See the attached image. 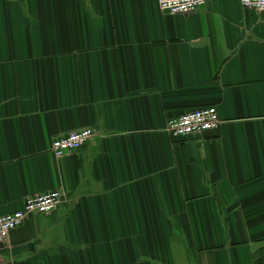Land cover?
I'll return each instance as SVG.
<instances>
[{"label":"crops","instance_id":"crops-1","mask_svg":"<svg viewBox=\"0 0 264 264\" xmlns=\"http://www.w3.org/2000/svg\"><path fill=\"white\" fill-rule=\"evenodd\" d=\"M209 105L217 130H165ZM55 189L0 264H264L261 16L241 0H0V216Z\"/></svg>","mask_w":264,"mask_h":264},{"label":"built area","instance_id":"built-area-1","mask_svg":"<svg viewBox=\"0 0 264 264\" xmlns=\"http://www.w3.org/2000/svg\"><path fill=\"white\" fill-rule=\"evenodd\" d=\"M162 13L176 14L195 11L206 4V0H156ZM246 9L257 12L264 21V0H241ZM222 124L215 105L187 110L182 115L170 119L165 130L176 139L203 137L217 130ZM96 132L90 127L59 135L52 143L51 151L58 158H64L83 148ZM63 192L59 189L26 197L23 208L0 216V244L8 243L12 231L22 226L31 216L54 211L61 204Z\"/></svg>","mask_w":264,"mask_h":264}]
</instances>
